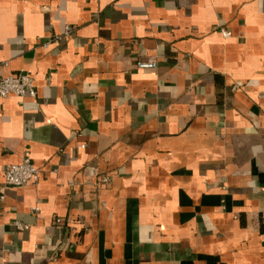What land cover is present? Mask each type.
Wrapping results in <instances>:
<instances>
[{"label": "crops", "instance_id": "obj_1", "mask_svg": "<svg viewBox=\"0 0 264 264\" xmlns=\"http://www.w3.org/2000/svg\"><path fill=\"white\" fill-rule=\"evenodd\" d=\"M19 73L0 264H264V0H0Z\"/></svg>", "mask_w": 264, "mask_h": 264}, {"label": "built area", "instance_id": "obj_2", "mask_svg": "<svg viewBox=\"0 0 264 264\" xmlns=\"http://www.w3.org/2000/svg\"><path fill=\"white\" fill-rule=\"evenodd\" d=\"M71 31L69 27L65 28V35ZM223 37H228L229 33L221 30ZM59 38V37H57ZM156 63L153 60L138 61L136 67L139 70H153ZM36 92L32 78L27 73H19L14 76L0 78V99L15 97L35 98ZM84 148V145L81 146ZM41 177V171L36 168L28 157H24L19 164L8 165L3 173V184L5 187H24L36 184ZM102 182H106L105 179ZM2 200L3 197H0ZM19 230L26 229L22 224L17 223Z\"/></svg>", "mask_w": 264, "mask_h": 264}]
</instances>
